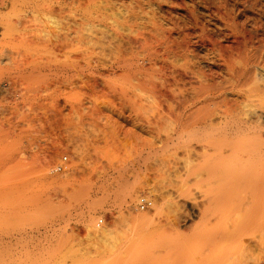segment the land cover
<instances>
[{"label": "rangeland", "instance_id": "1", "mask_svg": "<svg viewBox=\"0 0 264 264\" xmlns=\"http://www.w3.org/2000/svg\"><path fill=\"white\" fill-rule=\"evenodd\" d=\"M57 1L0 0V235L16 242L10 264L25 257V231L29 264L41 241L46 264L264 260V142L254 135L264 130L263 82H228L221 58L235 43L224 7L247 29L256 12L237 0H61L60 13ZM37 2L58 11L27 16ZM71 12L77 20L63 16ZM250 91L247 112L238 106ZM235 101L242 109L225 117ZM235 116L252 119L238 132L253 137L244 145L226 132Z\"/></svg>", "mask_w": 264, "mask_h": 264}, {"label": "bare ground", "instance_id": "2", "mask_svg": "<svg viewBox=\"0 0 264 264\" xmlns=\"http://www.w3.org/2000/svg\"><path fill=\"white\" fill-rule=\"evenodd\" d=\"M3 3H4V1H2ZM1 2V3H2ZM58 3H59V6H58V10H57V8H55L54 6L53 7H51L50 6V8H47V7H49V6H47V7H45L44 6V4L42 3V2H37V3H35V5L34 6H32L31 7V9L30 10H27L26 11V15L27 16H31V15H34L35 13H46V14H52V13H55L56 11H58V12H60V13H62V12H65V7H64V3H63V1H57ZM228 2V1H227ZM42 3V4H41ZM222 3V2H221ZM237 5H241L242 6V8H243V11H245L246 10V12H247V10H248V12L249 11H254V12H256V15H258L257 16V18H256V16L254 15L253 16V18L255 19L253 22L255 23V27H253V28H251V29H247L246 27V23L245 22H243L244 20H242V15H240L241 16V20H242V22L240 21V20H238V18H237V14H235V15H233L231 12L233 11V10H228V7H224V11H222V14L220 13V15H222L221 17H222V20H223V22H224V28H226V29H229V31H230V33H228V34H232L233 36H234V44H233V42H232V44L231 45H229V46H227V48L229 49V50H227L228 52H226V53H224L225 55V57L224 56H222L221 58H222V60H224V62L226 63H224V66H225V70L226 71H228L229 73H230V75H229V73H228V75H229V77H231V78H229V79H231V80H228V82L230 81H234L235 83H237L238 84V86L240 85L241 87L242 86H244V85H248V84H254V82H256V84H258V82L260 81H262L263 82V88L261 89H257L258 90V92H257V96L256 97H258V96H260V97H258L259 99L260 98H263L264 99V0H237ZM239 3V4H238ZM240 5L238 6L239 8H240ZM221 7V6H220ZM239 8H238V10H239ZM54 10H56V11H54ZM243 11H240V12H243ZM247 12V13H248ZM234 13V12H233ZM236 13V12H235ZM244 13V12H243ZM252 13V12H251ZM83 14V13H82ZM81 14V15H82ZM68 16V18H72L73 20H77V17H79L80 15H78L77 13H75V12H71V13H68V14H63V16ZM246 15V14H245ZM243 16V17H246V16ZM253 15V14H252ZM252 15H251V17H252ZM86 16L88 17V16H90V15H87V12H86ZM240 16H239V19H240ZM249 16V15H248ZM83 17H85V15H82V18ZM246 19H248V17H246ZM249 20V19H248ZM247 20V21H248ZM252 20V19H251ZM246 21V20H245ZM246 21V22H247ZM259 21V22H258ZM73 22V21H72ZM253 22L251 23V25L253 24ZM75 23H76V21H75ZM250 23V22H249ZM248 23V24H249ZM247 24V25H248ZM250 25V24H249ZM254 25V24H253ZM220 26V25H219ZM246 26V27H245ZM76 28V27H75ZM74 28V29H75ZM73 29V28H72ZM71 33H72V31H71ZM203 33V32H202ZM70 37H71V35H69ZM73 36V35H72ZM74 37V36H73ZM75 37H76V35H75ZM68 38V37H67ZM68 39H70V38H68ZM256 39V40H255ZM65 40V39H64ZM72 40V39H71ZM76 40V39H75ZM63 41V40H62ZM233 41V40H232ZM61 42V41H60ZM73 42V41H72ZM216 42V41H215ZM62 43V42H61ZM65 43V42H64ZM67 44V43H66ZM65 44V45H66ZM73 44V43H72ZM227 44V43H226ZM226 44L225 45H222V43H221V46H224V47H222V49L224 48H226ZM230 44V43H229ZM219 46H220V44H219ZM220 46V47H221ZM58 47V46H57ZM221 49V50H222ZM223 49V50H224ZM226 50V49H225ZM225 52V51H224ZM234 54H237V56H238V61L240 62V65L238 64V66L236 65V64H232L233 63V61L235 60V57H234ZM224 57V58H223ZM233 57H234V60H232L233 59ZM237 58V57H236ZM239 58H240V60H239ZM214 60V59H213ZM231 61H232V63H231ZM222 63H223V61H222ZM224 69H223V71H224ZM222 72V71H221ZM226 73V72H225ZM225 78H228V76H224ZM258 81V82H257ZM231 82V83H232ZM261 82V83H262ZM260 84V83H259ZM231 85V84H230ZM235 86V85H234ZM238 86H236V87H238ZM232 87H233V85H232ZM232 87L230 88L231 90H232ZM245 87V86H244ZM251 87V86H250ZM249 87V88H250ZM228 88H229V86H228ZM227 88V89H228ZM257 88V87H256ZM240 89V88H239ZM248 89V88H247ZM252 89V88H251ZM219 90V89H218ZM225 90H226V88H225ZM231 90H229V91H231ZM242 90V89H241ZM250 90V89H249ZM260 90V91H259ZM221 91H224V90H219V92L221 93ZM227 91V90H226ZM233 91V90H232ZM256 92V90H254V88H253V90H252V92ZM213 92V91H212ZM218 92V93H219ZM228 92V91H227ZM234 92V91H233ZM251 91H250V93L248 94V92L247 93H243L244 94V98L242 99V102H240V103H243V105H241L240 106V104L238 103V102H236L235 101V103H233V108L234 107H236V104L238 103L239 104V106L238 107H242L243 106V108H245V106L247 105V103H245L246 101H249L250 102V99H249V96L250 97H252V99H253V96H254V94H253V96L252 95H250L251 93H252ZM223 93V92H222ZM222 93H221V95H222ZM237 94H238V91L236 92ZM240 93V92H239ZM217 94V93H216ZM242 94V95H243ZM218 95V94H217ZM224 95H226V97H227V94H224ZM239 95V94H238ZM237 95V96H238ZM241 95V94H240ZM241 95V96H242ZM211 96V95H210ZM262 96V97H261ZM219 97V96H218ZM226 97H224V99L226 98ZM239 97V96H238ZM215 98H216V96H215ZM220 98V97H219ZM223 98V97H222ZM221 98V99H222ZM229 98L230 97H228V104H232L231 102H234V99H233V101H231L232 100V98H231V102L229 101ZM234 98H235V96H234ZM237 98V97H236ZM220 99V100H221ZM223 99V101L222 102H226V100H224ZM217 100H219V99H217ZM237 101H239V100H237ZM240 101H241V99H240ZM230 102V103H229ZM248 102V103H249ZM219 103V102H218ZM227 103V102H226ZM251 103V102H250ZM228 104L227 105H223V107L225 106H228ZM234 104H235V106H234ZM237 104V105H238ZM254 104V103H253ZM245 105V106H244ZM248 106V108H252V106H251V104L250 105H247ZM251 106V107H250ZM222 107V108H223ZM229 107V109H227ZM227 108H225V110L227 109V111H226V113H225V117L226 116H228V115H226L227 113L229 114V113H231L230 114V116L232 115L233 116V114L234 115H236L237 116V114H235V113H237V110L239 111L240 109H242V108H239V109H236V108H230V106H228ZM221 108V109H222ZM247 108V107H246ZM245 108V110H247ZM236 109V110H235ZM253 109H254V107H253ZM255 109H257V108H255ZM259 109H261L262 110V108H259ZM264 109V108H263ZM224 110V109H223ZM244 109H243V111L242 112H244L245 111ZM251 110V109H250ZM258 110V109H257ZM250 111L249 112V114L251 115H253L254 116V114L255 115H257L258 113V111ZM249 110H247V112H248ZM246 112V111H245ZM245 112L243 113V114H245ZM247 112H246V117L245 118H247V117H249L250 115H248L247 114ZM261 113H259V117L261 116H264V114H263V112L262 111H260ZM241 114V115H240ZM240 115V116H239ZM239 117L238 118H240V117H242V113H239ZM231 116V117H232ZM235 116V117H236ZM252 116V117H253ZM252 117H250V118H252ZM258 117V116H257ZM260 117V118H261ZM232 118H234V116L232 117ZM237 118V117H236ZM236 118L235 119H231V118H229V120H228V122L230 121V120H232L233 122L231 123V124H229V126H228V124H226L224 127L226 128V126H228V131H226V132H230L231 134H235V135H233V136H231V138H230V143L232 142L233 143V141H238L239 139L240 140H242L244 137H246V136H243L242 138L240 137V135H238V132H241V130L242 131H244L245 129H244V127L246 126V128L247 127H249V126H247V124L248 125H250L249 123H250V121H252V119L250 120V118H249V122L248 121H246L247 122V124H246V122L244 121V117H243V119L242 120H239L238 118H237V120H236ZM255 118V117H254ZM254 118H253V122H256V121H254ZM263 118V117H262ZM248 119V118H247ZM256 119V118H255ZM259 119V118H258ZM257 120V119H256ZM260 120V119H259ZM258 122V121H257ZM256 122V123H257ZM264 122V121H263ZM259 124H262V122L261 123H259ZM259 124H257V126L259 127ZM255 125V124H254ZM263 125H264V123H263ZM257 126H255V128L257 127ZM223 127V128H224ZM252 127V126H251ZM250 127V130L252 129ZM256 128V129H259V128ZM254 128V127H253ZM255 128H254V130H252V132L253 131H255ZM263 126H260V129L258 130V132L260 131H262L263 130ZM244 129V130H243ZM249 129V128H248ZM250 130H248V131H250ZM223 131H224V129H223ZM247 131V130H246ZM264 131V130H263ZM262 131V132H263ZM245 132V131H244ZM262 132L261 133H256V132H254V135L256 134L257 135V139L259 138L260 139V141H261V143H262V145H263V142H264V137L262 136L263 134H262ZM246 133V132H245ZM249 133V132H248ZM247 133V134H248ZM240 134V133H239ZM224 135H227V133H225ZM230 135V134H229ZM228 135V136H229ZM242 135V134H241ZM246 135V134H245ZM250 135H253V134H250ZM227 136V137H228ZM248 137H249V134H248ZM248 137H246L247 138V140L249 141V139L250 138H253V137H250L249 139H248ZM255 137V136H254ZM227 141L229 140V139H227L226 138V136L224 137ZM234 138V140L232 141V139ZM238 139V140H237ZM256 139V140H257ZM240 140L238 141V142H240ZM244 140V139H243ZM243 140H242V142H243ZM260 141H259V143H260ZM263 141V142H262ZM247 142V141H246ZM245 143L243 142V145H244ZM247 144V143H246ZM238 145H240V143H238ZM237 145V147H239ZM242 145V146H243ZM261 145V144H260ZM230 145H229V142H228V147H229ZM233 146V145H232ZM241 146V145H240ZM234 147H235V145H234ZM264 147V146H263ZM263 147H261V146H259V148H263ZM227 149V148H226ZM235 149H237L236 147H235ZM235 149L233 148L232 150H234L235 151ZM247 149V148H246ZM249 149V152H250V148H248ZM231 150V149H230ZM239 150V149H238ZM237 151V150H236ZM240 151L242 152V150H241V148H240ZM239 152V151H238ZM248 152V151H247ZM233 153V152H232ZM244 153V152H243ZM242 153V154H243ZM251 153H252V155L254 154L252 151H251ZM251 153H249V155L251 154ZM234 154H236V153H234ZM238 154V153H237ZM251 155V156H252ZM231 156V155H230ZM239 157H240V155H238ZM237 156V157H238ZM242 156V155H241ZM229 157V156H228ZM233 157V156H232ZM245 157V156H244ZM244 157L242 158V159H244ZM248 157H250V156H248ZM246 158V157H245ZM240 159H241V157H240ZM241 159V160H242ZM247 159H249V158H247ZM245 160V159H244ZM238 161H239V159H238ZM251 161H253V160H251ZM250 162V161H249ZM248 162V163H249ZM238 163V162H237ZM244 163V162H243ZM247 163V164H248ZM244 165H246V164H244ZM239 166H241V165H239ZM238 166V167H239ZM247 166V165H246ZM249 166H251L250 165V163L248 164V167ZM247 167V168H248ZM236 168V167H235ZM240 168V167H239ZM244 168V167H243ZM247 168H244V170H242V171H244V172H246L247 174H248V172H249V168H253V167H249L248 169V171H247ZM237 170H239L238 168H236ZM241 169V168H240ZM241 171V172H242ZM251 171V170H250ZM235 172H237V171H235ZM239 172V171H238ZM243 173V172H242ZM238 175H239V173H237ZM250 174H251V172H250ZM241 175V174H240ZM243 175V174H242ZM241 175V176H242ZM246 175V174H245ZM245 175H244V178H245ZM247 178L249 177V176H246ZM250 180V179H249ZM239 181V180H238ZM251 182V181H250ZM263 182V181H262ZM262 182H261V180H260V186H263L264 184H262ZM255 183H256V181H255ZM247 184V183H246ZM249 184V183H248ZM256 185H258V181H257V184ZM8 186V185H7ZM238 186V185H237ZM240 186V185H239ZM238 186V187H239ZM249 186V185H248ZM253 186H255V185H253ZM252 186V187H253ZM247 187V186H246ZM255 188H257V187H255ZM260 189L262 188V187H259ZM247 189H250V187L249 188H247ZM254 189V188H253ZM264 189L262 188V191H263ZM245 191V190H244ZM264 192V191H263ZM246 195H248V194H246ZM244 196V195H243ZM246 197V196H245ZM248 197V196H247ZM257 197V196H256ZM4 198V197H3ZM244 198V197H243ZM242 198V199H243ZM253 198V197H252ZM255 198V197H254ZM248 200H249V198H247ZM241 200V199H240ZM256 200V199H255ZM11 201V200H10ZM235 201V200H234ZM244 201V200H243ZM242 200H241V202L242 203H244ZM251 201H252V199H251ZM261 201V200H260ZM237 202V201H236ZM235 202V203H236ZM250 202V200L248 201V203ZM245 203H247V200H246V202ZM251 203L252 202H250L249 204L251 205ZM248 204V208H250V205ZM236 205H237V207H241V208H243L242 206H241V204L239 203V206H238V204L236 203ZM244 205V204H243ZM246 205V204H245ZM263 205V204H262ZM229 206V205H228ZM232 206H233V204H232ZM264 206V205H263ZM247 207V206H246ZM245 207V208H246ZM228 208V207H227ZM234 208V207H233ZM236 208V207H235ZM257 208V207H256ZM260 207H258L257 209H259ZM12 209V208H11ZM232 209V208H231ZM237 209V208H236ZM251 210H252V208H250ZM263 209V208H262ZM228 210V212H229V209H227ZM24 211V210H23ZM26 211V210H25ZM249 211V210H248ZM259 212H260V210H259ZM2 213V212H1ZM23 213V212H22ZM248 213V212H247ZM263 213V212H262ZM229 214V213H228ZM249 214V213H248ZM252 214V213H251ZM254 214V213H253ZM256 214V213H255ZM264 214V213H263ZM262 214V217L264 216ZM8 215V214H7ZM26 215V214H25ZM3 216V215H2ZM1 216V217H2ZM250 216H252V215H250ZM257 216V215H256ZM5 217V216H4ZM7 217V216H6ZM9 217V216H8ZM12 217V216H11ZM250 218V217H249ZM257 218V217H256ZM251 219V218H250ZM252 219H253V217H252ZM263 219H264V217H263ZM9 220V219H8ZM236 220V219H235ZM241 220V219H240ZM247 220V219H246ZM249 220V219H248ZM254 221V220H253ZM257 221V220H256ZM264 220H262L261 222L262 223H264L263 222ZM230 222V221H229ZM228 222V223H229ZM238 222V221H237ZM261 222L260 223H258V224H261ZM248 223H251V221L250 222H248ZM237 224V223H236ZM239 224V223H238ZM247 224V223H246ZM254 224H255V221H254ZM252 225V224H251ZM257 225V224H256ZM264 226V225H263ZM228 231H226V235L228 236V234H230V233H227ZM6 235V234H5ZM23 236H22V238L24 239V242H22L21 243V245H20V248H19V250H17V248H16V250H17V252L18 251H21V252H23L24 253V255H25V257H21L23 260H22V262L20 261V260H18L19 262H21V263H18V261L16 260V259H14V260H16V264H29V257H30V254L29 253H31V252H29V241L27 240L28 239V232L27 231H25L23 234H22ZM9 236H11V235H9ZM9 236H1L0 235V264H10L11 262L9 261V260H11L12 261V259H10L11 257H12V255H14L12 252H10V253H12V254H10L11 256H9L8 254H9V251H12L11 249H12V246H13V244H12V240H11V238L9 237ZM223 236H225V232H224V235H222V237ZM12 237V236H11ZM226 237V236H225ZM264 237V236H263ZM224 238V237H223ZM228 238V237H227ZM23 239H22V241H23ZM41 239V238H40ZM260 240H261V238H260ZM259 240V241H260ZM39 241V240H38ZM14 243V242H13ZM16 243V242H15ZM14 243V244H15ZM261 243V242H260ZM20 243H18V244H16V246H18ZM249 244V243H248ZM247 244V245H248ZM253 244V243H252ZM251 244V245H252ZM257 245H259V244H256V246ZM15 246V245H14ZM246 245H244V246H242V247H244V249L246 250L247 248L249 249V247H250V245H248L249 247H245ZM36 248H38L37 249V251H38V256L36 255L35 257L36 258H33V259H37V257L39 258L37 261H36V263L35 262H33V259H32V263L31 264H37V262H38V264H46V262L44 263V261H45V259H43V257L45 258V256H44V245L42 244V241L38 244V247H36ZM15 249V248H14ZM9 250V251H8ZM16 250H13V252L14 251H16ZM252 250V249H251ZM244 252V251H243ZM247 253H248V251H246ZM246 252H244V253H246ZM16 253V252H15ZM236 253V252H235ZM250 253H251V251H250ZM32 254V253H31ZM229 254V253H228ZM6 255H8L10 258H9V260H8V258H6ZM18 255V254H17ZM22 255V254H21ZM250 256H251V254H249ZM225 256H227V254L225 255ZM229 256V255H228ZM247 256V255H246ZM17 257V256H16ZM233 257V256H232ZM236 257V256H235ZM258 257H260V256H258ZM31 258V257H30ZM246 258H248V257H246ZM264 258V257H263ZM223 259V258H222ZM232 259V258H231ZM254 259V258H253ZM13 260V261H14ZM250 260H252V259H250ZM255 261V260H254ZM262 261H264L262 258L261 259H259L258 260V258H257V261H255L254 263H250V264H261L262 263ZM251 262V261H250ZM253 262V261H252ZM13 263V262H12ZM15 263V262H14ZM205 263V262H204ZM203 263V264H204ZM243 263H244V260H243ZM246 263V262H245ZM48 264V263H47ZM206 264V263H205ZM242 264V263H241ZM247 264H249V263H247Z\"/></svg>", "mask_w": 264, "mask_h": 264}, {"label": "built area", "instance_id": "3", "mask_svg": "<svg viewBox=\"0 0 264 264\" xmlns=\"http://www.w3.org/2000/svg\"><path fill=\"white\" fill-rule=\"evenodd\" d=\"M64 159H66V156H64ZM61 167V165H58L57 169H60ZM138 205L141 209H148L153 205V200L149 195L142 194L139 197Z\"/></svg>", "mask_w": 264, "mask_h": 264}]
</instances>
